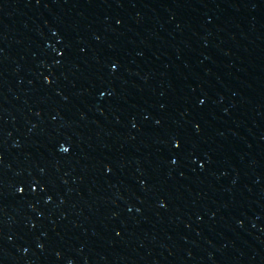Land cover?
<instances>
[{"label":"water","instance_id":"water-1","mask_svg":"<svg viewBox=\"0 0 264 264\" xmlns=\"http://www.w3.org/2000/svg\"><path fill=\"white\" fill-rule=\"evenodd\" d=\"M223 0H0V264Z\"/></svg>","mask_w":264,"mask_h":264}]
</instances>
